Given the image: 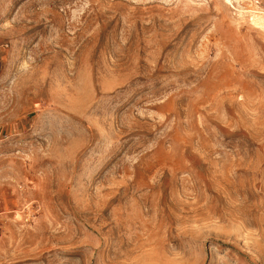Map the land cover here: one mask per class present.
Wrapping results in <instances>:
<instances>
[{
  "label": "rangeland",
  "instance_id": "obj_1",
  "mask_svg": "<svg viewBox=\"0 0 264 264\" xmlns=\"http://www.w3.org/2000/svg\"><path fill=\"white\" fill-rule=\"evenodd\" d=\"M0 264H264V0H0Z\"/></svg>",
  "mask_w": 264,
  "mask_h": 264
}]
</instances>
